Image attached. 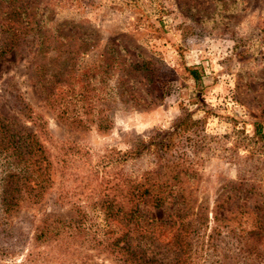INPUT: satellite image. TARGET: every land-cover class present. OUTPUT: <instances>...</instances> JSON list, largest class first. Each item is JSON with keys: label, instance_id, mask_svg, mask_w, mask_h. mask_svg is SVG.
I'll return each mask as SVG.
<instances>
[{"label": "rangeland", "instance_id": "1", "mask_svg": "<svg viewBox=\"0 0 264 264\" xmlns=\"http://www.w3.org/2000/svg\"><path fill=\"white\" fill-rule=\"evenodd\" d=\"M157 141L170 168L121 161ZM170 169L208 222L188 264H264V0H0V264H114L103 178Z\"/></svg>", "mask_w": 264, "mask_h": 264}, {"label": "trees", "instance_id": "2", "mask_svg": "<svg viewBox=\"0 0 264 264\" xmlns=\"http://www.w3.org/2000/svg\"><path fill=\"white\" fill-rule=\"evenodd\" d=\"M37 37L39 39H37L39 41L37 53L41 54L45 50L44 36L38 32ZM13 39L15 41V36ZM124 93L125 91H122L121 96ZM82 127L89 128L88 126ZM97 128L105 130L107 126L101 123L97 125ZM26 136L34 137L35 135L26 134ZM22 137L24 138V135ZM35 138L32 140L33 149H29L31 153L36 145L42 149ZM151 145L157 151L156 163L158 164L165 159L159 154L158 150L161 145L159 141L148 146L138 142L122 155L121 161L126 162L138 158L145 150H149ZM161 148L167 149V146L162 145ZM43 160L45 159L36 161L37 171H40V164ZM165 163L163 167L170 168V159H165ZM110 165L105 166L108 168ZM50 166L48 158L44 169L48 170ZM169 173L170 175L165 176V174H160L159 170L147 171L141 178L134 179L123 187H112L103 178L97 194L101 207L106 216L114 220L122 230L121 234L107 245L111 253L115 255L114 264H188L191 241L195 240L194 246L198 245L197 247L204 245L202 238L208 228V222L205 221L207 219L200 220L199 217L195 220L193 218L198 214V208H195V205L186 207L184 189L176 190L180 182L179 174L173 170ZM114 175L121 179L120 174ZM107 178L115 179L110 175L106 176ZM148 206L152 209L165 208V212L169 214L166 218L159 220L149 216L145 217L144 210ZM214 215L218 223L207 235L208 242L218 239L223 229L227 228L224 222L221 223L223 220H218L217 214Z\"/></svg>", "mask_w": 264, "mask_h": 264}]
</instances>
